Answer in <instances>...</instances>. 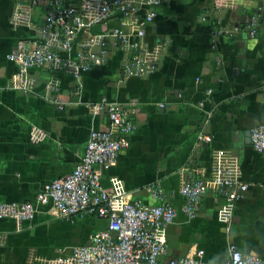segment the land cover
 I'll list each match as a JSON object with an SVG mask.
<instances>
[{
	"label": "crops",
	"instance_id": "1",
	"mask_svg": "<svg viewBox=\"0 0 264 264\" xmlns=\"http://www.w3.org/2000/svg\"><path fill=\"white\" fill-rule=\"evenodd\" d=\"M16 7L0 0V204L33 201L72 172L92 130L109 129L107 116L90 114L87 102L120 103L134 110V129L116 164L98 168L102 186L109 189L116 178L132 200L150 205L161 202L149 189H160L177 212L165 230L170 258L203 250L204 260L222 264L231 241L264 264V153L248 137L264 124V0H168L146 29L145 43L157 54L153 74L125 76L128 54L113 51L105 66L82 73L80 90L67 73L29 69L36 95L12 87L18 66L7 57L18 41L38 36L43 9L32 11L30 24L15 26ZM253 15L259 21L251 35ZM55 92L63 110L44 99ZM218 151L250 184L229 235L219 219L222 197L208 192L190 220L179 192L183 180L210 178ZM105 227L92 216L63 219L51 206L38 207L31 221L0 219V264H56Z\"/></svg>",
	"mask_w": 264,
	"mask_h": 264
},
{
	"label": "built area",
	"instance_id": "2",
	"mask_svg": "<svg viewBox=\"0 0 264 264\" xmlns=\"http://www.w3.org/2000/svg\"><path fill=\"white\" fill-rule=\"evenodd\" d=\"M15 1L17 7L12 15L15 26L30 24L32 11L37 7L43 9L38 36L18 41L7 57L18 66L12 87L26 95L37 94L29 69L67 73L80 90L82 73L105 66L113 51L128 54L122 65L125 76L144 77L157 70V54L145 43L146 29L156 18L157 9L168 0ZM258 21V15L250 18L251 35ZM44 99L63 110L56 92ZM86 107L92 115L105 114L109 129L92 130L85 152L72 172L46 184L33 201L0 204V219L31 221L38 207L51 206L66 220L92 216L106 221V227L91 234L87 244L72 247L69 257L56 264H218L204 260L203 250H197L193 256L169 257L165 230L174 223L177 212L164 202L158 187L149 190L151 197L161 203L150 205L132 200L116 178L111 180L109 189L102 186L98 168L115 165L119 152L129 146L134 110L106 100L87 102ZM163 107L159 104V108ZM199 140L209 142L210 137L200 135ZM250 144L255 152L264 153V124L251 128ZM249 186L236 174L230 155L215 152L208 180L182 181L179 192L185 201L183 212L188 219H194L202 197L208 192L215 193L225 202L219 219L229 235L236 203ZM222 264L263 262L255 255L242 254L229 241L227 260Z\"/></svg>",
	"mask_w": 264,
	"mask_h": 264
},
{
	"label": "water",
	"instance_id": "3",
	"mask_svg": "<svg viewBox=\"0 0 264 264\" xmlns=\"http://www.w3.org/2000/svg\"><path fill=\"white\" fill-rule=\"evenodd\" d=\"M249 140H250V133L248 134Z\"/></svg>",
	"mask_w": 264,
	"mask_h": 264
},
{
	"label": "trees",
	"instance_id": "4",
	"mask_svg": "<svg viewBox=\"0 0 264 264\" xmlns=\"http://www.w3.org/2000/svg\"><path fill=\"white\" fill-rule=\"evenodd\" d=\"M252 14H255V12H254V13H252Z\"/></svg>",
	"mask_w": 264,
	"mask_h": 264
}]
</instances>
